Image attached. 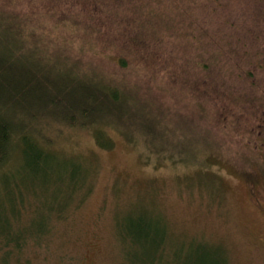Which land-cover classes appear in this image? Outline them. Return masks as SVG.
Returning a JSON list of instances; mask_svg holds the SVG:
<instances>
[{
  "label": "rangeland",
  "instance_id": "374dc122",
  "mask_svg": "<svg viewBox=\"0 0 264 264\" xmlns=\"http://www.w3.org/2000/svg\"><path fill=\"white\" fill-rule=\"evenodd\" d=\"M93 1L0 0V11L14 16L17 23L33 31L25 30V33L48 43L44 49L51 55L62 56L69 62L78 60L73 62L76 64L90 62L91 65L85 66L90 68L88 71L95 70V65L119 78L118 67L106 62L100 53L120 51L127 46L138 50L134 51L139 61V53L142 58L149 55L151 48L146 50L147 47L128 44L131 39L143 35V28L138 26L143 15L129 9L128 3L125 11L123 0H116L111 4L123 17L119 31L111 25V20L110 32L102 30L88 34L76 28L69 16L77 17L90 10L98 15L101 5ZM230 14L232 25L226 30L243 31L248 35L240 36L251 42L249 46L261 45L264 36H254L257 29L250 33L243 28L238 30L239 21L244 23L243 17ZM162 38H171V35L167 32ZM114 41L119 42V47L113 45ZM163 47L169 52L167 46ZM235 63L230 61L221 67L225 76L245 68L244 64L236 66ZM76 67L82 68L80 64ZM170 67L168 78L151 81L148 73L154 68L143 64L142 90H148L149 95L155 93L152 96L157 97L156 102H165L161 105L167 110L171 143L186 139L187 125L206 135L213 147L208 141L195 137L182 164L160 157L156 152H147L142 140L133 142L116 127L103 125L111 145L100 147L95 139V127L91 125H68L52 119L26 122L23 127L41 130L43 136L37 137L45 138L49 148L54 149L50 150L51 161L46 165L52 175L50 180L55 178L58 163L71 164V160L81 166L85 180L74 197L72 190H64L69 193L68 206L62 216L52 214L49 219L53 231L48 247H42V251L29 250L21 256L0 258V264H124L125 241L120 230L130 216L163 222L167 239H174L176 243L191 241L219 246L225 256L224 264H264V129L258 126V122L264 120V69H254L253 76L221 77L219 73L208 83L200 76L187 75L185 51L180 47L173 49ZM191 83L201 87L202 95L198 99L205 105L203 115L185 106L189 101L187 87ZM203 87L211 91L204 93ZM156 94L162 95V99ZM14 156L15 152L11 151L5 165L14 161L7 178L18 186L10 188L11 195L5 198L8 203L5 213L11 224H29L40 213L33 212L32 197L37 193L38 206L42 207L44 188L41 177L28 173L25 162L20 157L13 159ZM19 188V193L30 191L29 198L24 197L22 205L11 206V197L18 194ZM47 188L44 196L55 199L60 193L59 184H49ZM57 202H61L60 197ZM17 209L21 215L19 219L14 212ZM132 259L128 257V263ZM164 259L168 261L166 256Z\"/></svg>",
  "mask_w": 264,
  "mask_h": 264
},
{
  "label": "trees",
  "instance_id": "16d2710c",
  "mask_svg": "<svg viewBox=\"0 0 264 264\" xmlns=\"http://www.w3.org/2000/svg\"><path fill=\"white\" fill-rule=\"evenodd\" d=\"M101 1L107 2V5ZM115 1L94 0L93 4L101 5L98 15L90 10L77 17L69 16L70 22L89 34L102 30L110 32L109 23L112 20L111 25L119 31V22L123 17L114 10L111 3ZM126 3L130 5L129 9L143 15L142 21L136 19L138 26L143 28V35L131 39L128 44L147 47L146 50L151 48L152 52L143 58L139 53L140 61L138 55V60L135 59V51L138 50L133 47L125 46L120 51L100 53L106 62L118 67L119 78L114 73L97 69L93 64L95 70L88 71L90 68L86 69L85 66L90 62L77 63L81 65L80 68L73 63L78 60L69 62L62 56L51 55L44 49L48 43H42L39 37H31L25 30H32L17 23L14 16L0 11V258L15 254L21 256L29 250L42 251V247H48L53 231L49 219L52 214L62 216L64 208L68 206L66 200L69 193H64V190H72L74 197L85 180L83 169L74 160H71V164L58 163L55 178L50 180L52 175L46 165L51 161L54 149L49 148L45 138L37 137L43 136L41 130L23 127L26 122L52 119L68 125H91L95 127V139L100 147L111 145V140L103 132V125L116 127L125 138L133 142L142 140L147 152H156L160 157L184 164L191 151L192 146L189 145L195 137L208 141L211 147L213 144L206 135L187 125L186 139L171 143L167 110L162 107L165 102L161 105L156 102L157 97H153L155 93L149 95L148 90H142L143 64L154 68L148 73L151 81H156V78L162 81L169 76L173 49L180 47L181 51H185L187 75L200 76L208 83L219 73L221 77L253 76L254 69H264V41L259 40L261 45L254 48L249 46L250 41L241 38L240 35L245 34L243 31L226 30L232 25L230 18L233 16L230 13H237L244 20V23L239 21L238 30L243 28L250 33L252 29H257L258 33L254 32V36L262 38L264 0H123L125 11ZM216 24L218 27L214 28ZM167 32L171 38L163 39ZM113 45L119 47V42L114 41ZM163 45L168 47L169 52ZM230 61L236 62V66L237 63L244 64L245 68L225 76V70L221 67ZM157 88L162 91V87ZM200 88L192 83L187 87L189 101L185 102V106L203 115L205 105L198 99L202 95ZM203 89L204 93L210 90ZM157 96L162 99V95ZM258 123L264 129V120ZM27 130L29 134L25 132ZM248 141L252 143L250 139ZM11 151L15 152L13 159L20 157L25 162L28 173L32 176L36 174L35 177L39 175L42 179L44 189L41 193L45 202L39 208V195H31L35 204L33 212L40 213L29 224H11L5 213L8 205L5 198L11 195L10 188L18 186L7 178L14 161L5 165V160L9 159ZM55 183L60 187L56 198L44 196L47 186ZM19 191L20 188L17 189L18 194L11 197V206L22 205L24 197L30 195V191ZM59 197L61 202H57ZM21 209L23 213V206ZM14 212L16 219H19L20 211L17 209ZM162 224L142 216H130L125 221L120 230L125 241L124 264H224L225 256L219 246L168 240ZM165 256L168 261L164 259ZM128 257L133 258L131 263H128Z\"/></svg>",
  "mask_w": 264,
  "mask_h": 264
}]
</instances>
